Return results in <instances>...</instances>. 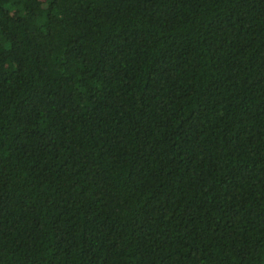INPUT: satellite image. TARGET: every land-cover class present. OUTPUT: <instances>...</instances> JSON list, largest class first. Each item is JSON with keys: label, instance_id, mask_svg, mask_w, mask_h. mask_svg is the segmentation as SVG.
I'll use <instances>...</instances> for the list:
<instances>
[{"label": "trees", "instance_id": "trees-1", "mask_svg": "<svg viewBox=\"0 0 264 264\" xmlns=\"http://www.w3.org/2000/svg\"><path fill=\"white\" fill-rule=\"evenodd\" d=\"M0 264H264V0H0Z\"/></svg>", "mask_w": 264, "mask_h": 264}]
</instances>
